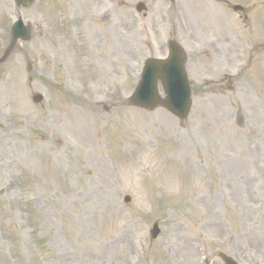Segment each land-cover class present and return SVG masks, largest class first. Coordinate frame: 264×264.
Here are the masks:
<instances>
[{"label":"rangeland","instance_id":"1","mask_svg":"<svg viewBox=\"0 0 264 264\" xmlns=\"http://www.w3.org/2000/svg\"><path fill=\"white\" fill-rule=\"evenodd\" d=\"M18 16L34 32L0 66V264H264V0H0V58ZM171 39L183 122L127 103Z\"/></svg>","mask_w":264,"mask_h":264},{"label":"water","instance_id":"2","mask_svg":"<svg viewBox=\"0 0 264 264\" xmlns=\"http://www.w3.org/2000/svg\"><path fill=\"white\" fill-rule=\"evenodd\" d=\"M15 2L19 8H28L34 3V0H15ZM144 8L140 4L138 11L141 12ZM32 30V25L29 23L25 26L21 19L13 26L11 44L0 59V65L8 60L19 40L28 42L31 39ZM170 52L171 56L167 61L149 60L146 63L140 83L129 104L148 111L155 110L161 106L180 120H185L190 113L192 105L191 90L185 71L186 58L182 50L174 42L171 43ZM29 67L31 69V65ZM159 81L163 85L166 95L165 99L159 96ZM41 100V96L35 97L36 102ZM129 201L130 198H127V202ZM159 232L158 226H154L153 237L156 238ZM221 258L225 264H237L234 260L224 255H221Z\"/></svg>","mask_w":264,"mask_h":264},{"label":"bare ground","instance_id":"3","mask_svg":"<svg viewBox=\"0 0 264 264\" xmlns=\"http://www.w3.org/2000/svg\"><path fill=\"white\" fill-rule=\"evenodd\" d=\"M116 32H117V31H116ZM119 35H120V34H119ZM23 104H25V100H24V97L21 96V97L19 98L18 105L21 106V105H23ZM212 225H213V224H212Z\"/></svg>","mask_w":264,"mask_h":264}]
</instances>
